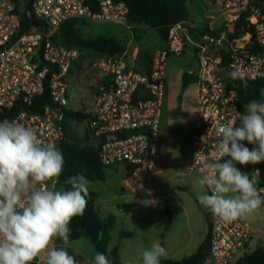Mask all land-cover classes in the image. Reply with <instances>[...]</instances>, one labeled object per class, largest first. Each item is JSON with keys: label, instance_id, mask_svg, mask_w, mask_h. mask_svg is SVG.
Returning a JSON list of instances; mask_svg holds the SVG:
<instances>
[{"label": "built area", "instance_id": "1", "mask_svg": "<svg viewBox=\"0 0 264 264\" xmlns=\"http://www.w3.org/2000/svg\"><path fill=\"white\" fill-rule=\"evenodd\" d=\"M205 1L222 9L224 29L218 32L206 22H177L169 29L166 46L154 50L146 64L137 54L92 53L57 39L62 26L71 20L131 26L124 2L99 0L95 10L87 0H33L27 20L22 21L17 0H0V121L7 118L31 127L44 143L58 147L66 135V112L72 110L68 77L91 54L98 79L88 102L83 100L88 143L98 149L106 168L123 166L134 181L157 167L168 59L190 49L199 64L194 74L197 117L190 170L200 175L202 162L217 158V127L239 124L234 108L243 114L227 72L242 71L248 81L264 80V1ZM34 21L42 25L34 26ZM47 81L53 104L45 105L40 113L28 110L44 93ZM17 105L23 109L10 116ZM118 133L124 136L110 138ZM252 180L260 185V177ZM47 183L54 188L57 181ZM208 233L210 250L202 264H236L257 237L244 218L225 223L212 213Z\"/></svg>", "mask_w": 264, "mask_h": 264}, {"label": "clouds", "instance_id": "2", "mask_svg": "<svg viewBox=\"0 0 264 264\" xmlns=\"http://www.w3.org/2000/svg\"><path fill=\"white\" fill-rule=\"evenodd\" d=\"M227 77L248 86L242 71H228ZM261 95V100L244 105L243 114L234 108L238 125L217 127V158L202 162L194 185L199 203L225 223L250 216L264 205V189L237 167L264 162V92ZM64 165L62 151L54 143H44L33 128L7 118L0 121V264H32L40 255L44 264H81L75 250L68 251L69 225L84 214L89 181L78 174L64 181L70 187H50L47 182L60 177ZM102 237L101 231L98 239ZM57 239L60 245L54 243ZM166 257V248L153 241L136 264H161ZM92 264L111 261L97 252Z\"/></svg>", "mask_w": 264, "mask_h": 264}, {"label": "rangeland", "instance_id": "3", "mask_svg": "<svg viewBox=\"0 0 264 264\" xmlns=\"http://www.w3.org/2000/svg\"><path fill=\"white\" fill-rule=\"evenodd\" d=\"M188 7L191 21L212 23L218 32L224 29L225 17L222 16L220 7L205 0H188ZM77 29L85 38L114 36L122 43H127L132 36L128 26L114 23L80 20ZM135 35L134 42L138 39ZM139 43L142 47L150 49L163 44L164 41L156 30L149 29ZM93 59L91 54L82 58L81 64L68 77L69 107L75 112H83L87 108L85 103L88 102L91 89L97 82L98 77L92 70ZM179 60L182 64L187 63V57H181ZM170 80L168 71L167 81ZM185 89L187 116L178 114L177 121L172 123L176 128L172 130L174 141L169 142L171 153L161 155L159 162L157 158L154 173L145 174L133 181L127 168L115 166L106 168V181L89 182V188L95 190L103 202L112 206L111 215L116 217L117 221L112 231L111 246L120 247L121 261L124 264H136L142 251L153 241H158L166 248L167 258L181 261L193 255L208 235L211 212L199 203V192L194 185L200 175L190 170L195 134V124L192 121L197 113L195 78ZM170 117L172 121L174 116ZM67 124L69 132L75 138L86 143L90 141L86 121L69 119ZM244 143L250 149L254 147L246 141ZM237 167L246 172L250 179H259L256 173L257 164H237ZM256 186L259 189V184ZM54 188L60 189L58 183L54 184ZM153 200H161L163 206H158L157 202L155 206ZM167 206L171 207L174 214V222L169 229L165 227ZM244 219L257 232V237L247 250L246 254H249L258 247L264 248V205L258 212ZM123 232H130L132 236L121 238ZM82 240L87 244L85 248L96 255L97 251L90 240L86 237Z\"/></svg>", "mask_w": 264, "mask_h": 264}, {"label": "trees", "instance_id": "4", "mask_svg": "<svg viewBox=\"0 0 264 264\" xmlns=\"http://www.w3.org/2000/svg\"><path fill=\"white\" fill-rule=\"evenodd\" d=\"M23 0H17L18 7ZM115 2H124L129 8V23L136 26H146L158 32L163 40H167L169 29L172 25L180 21L190 20V11L188 0H113ZM264 1V0H262ZM93 9L97 10L99 0H87ZM33 0L28 6L31 9ZM80 20H71L66 22L59 31L57 39L60 43L67 46L78 47L83 51L92 53L108 54L116 56L123 54L127 50V46L113 36H100L97 38H85L78 29L77 24ZM138 27L133 29L135 36L139 39ZM151 56L146 55L140 58V62L149 64ZM184 86L187 87L193 75L186 74ZM247 88H244L240 80L230 83L235 88L240 97V108L244 113V105L250 100H261L262 92H264V80L248 81ZM47 104H53L50 84L45 83L44 93L37 97L34 104L28 110L34 113H40ZM23 108L17 105L11 112L10 116H15ZM67 119H77L86 121L88 115L83 112H75L69 110L66 112ZM66 135L63 142L58 146L64 156V171L57 179L60 188L70 187L64 181L71 176L78 174L84 175L89 182L106 181V167L99 158V151L96 147L75 138L65 123ZM260 177V187L264 188V162L257 164ZM98 193L89 188V194L86 197L87 206L82 216H76L72 219L69 227L71 229L69 241H74L86 237L90 240L97 252L104 253L108 256L111 264H124L121 261L120 247L117 245L110 248L112 243V231L115 227L116 220L113 215L103 217L96 209ZM167 219L165 227L169 229L174 222V214L170 206L166 207ZM103 232V237L98 239V233ZM132 236L130 232H123L121 238H129ZM58 245L62 242L57 239ZM210 250L209 233L204 242L199 246L198 250L191 256L181 261H173L166 258L161 259V264H202L207 258ZM37 264V263H32ZM236 264H264V248L258 247L255 251L245 254Z\"/></svg>", "mask_w": 264, "mask_h": 264}, {"label": "crops", "instance_id": "5", "mask_svg": "<svg viewBox=\"0 0 264 264\" xmlns=\"http://www.w3.org/2000/svg\"><path fill=\"white\" fill-rule=\"evenodd\" d=\"M136 27L141 29L139 32L140 38L134 42L135 39H134L133 29ZM128 28L131 30L132 36L130 37L129 41H127V43H124L127 46L126 52L129 53V55L137 54L139 57V61L141 57H145L146 55L151 56L154 50L159 49V48H164L166 46V41L163 40L164 41L163 44L158 45L154 48L146 49L142 47L139 42L144 38V36H146V32L151 28H148L146 26H136L132 24L131 26L129 25ZM116 39L119 40L118 38ZM181 57H187L186 64L185 63L182 64L180 62L179 59ZM198 66L199 64L195 56V53L193 50H190V49L182 56L173 55V56H170L168 59V69H167V76H166V96H165V101L163 105L162 124H161L160 135H159L160 142H159L158 162H159V158L161 155L163 156L165 154L171 153L169 142L174 141L172 138L173 136L172 130L176 127L172 123L173 122L175 123V121H177V115L182 113L187 116V110H186L187 102L185 101L186 89L184 86V81L185 79L190 80V78H186V74L194 76L195 72L198 69ZM168 71L170 73V78H171L170 82L167 81ZM171 115L174 116L173 117L174 121L173 120L170 121ZM196 117H197V113L196 115H194V118L192 121L195 124V130H196ZM257 172H258V168H256V173ZM57 179L58 178H54L53 180L57 181ZM259 189H264V188H261L259 185ZM133 193H137V192H133ZM113 201H115V199ZM156 202L157 201L155 200L152 201V203L155 206H156ZM161 202L162 201L159 200L157 202V205L163 206V203ZM96 209L103 217H107L112 214L111 213L112 206L108 203L103 202L99 196L96 202ZM115 220L117 221L116 217H115ZM83 238L70 241V242L68 241V251L73 252V250H75V253L78 254L76 259L80 260L81 264H92L95 254L93 253V251H89V249L85 248L87 244H85V242L82 240ZM54 243L58 245L57 240H55ZM110 248H113V246L110 245ZM72 252H70V254H72ZM32 263L44 264L43 255L36 257Z\"/></svg>", "mask_w": 264, "mask_h": 264}, {"label": "water", "instance_id": "6", "mask_svg": "<svg viewBox=\"0 0 264 264\" xmlns=\"http://www.w3.org/2000/svg\"><path fill=\"white\" fill-rule=\"evenodd\" d=\"M32 0H23L20 5H19V13H20V17L22 21H26L27 20V15L26 12L28 10V6L30 5ZM34 26L40 27L42 25V23L40 21H34L33 22ZM226 50H228V48L226 47ZM124 136V133H118V134H111L110 138L111 139H121Z\"/></svg>", "mask_w": 264, "mask_h": 264}]
</instances>
